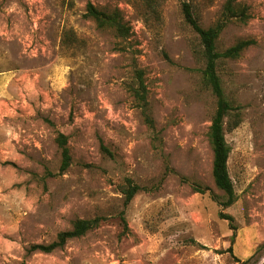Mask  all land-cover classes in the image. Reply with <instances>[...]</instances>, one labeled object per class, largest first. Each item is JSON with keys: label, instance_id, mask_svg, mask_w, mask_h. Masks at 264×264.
Wrapping results in <instances>:
<instances>
[{"label": "rangeland", "instance_id": "obj_1", "mask_svg": "<svg viewBox=\"0 0 264 264\" xmlns=\"http://www.w3.org/2000/svg\"><path fill=\"white\" fill-rule=\"evenodd\" d=\"M183 1L203 28L226 2L154 0L149 14L145 0H0V264H264V0H234L250 19L228 24L217 41L220 51L254 41L217 69L240 114L225 129L236 197L226 209L207 138L216 100ZM88 3L117 8L128 41L84 18ZM135 69L153 130L127 91ZM58 132L71 156L63 173ZM125 179L139 187L127 206ZM97 217V228L63 248L27 253Z\"/></svg>", "mask_w": 264, "mask_h": 264}, {"label": "trees", "instance_id": "obj_2", "mask_svg": "<svg viewBox=\"0 0 264 264\" xmlns=\"http://www.w3.org/2000/svg\"><path fill=\"white\" fill-rule=\"evenodd\" d=\"M145 3L149 14H154L156 11L154 0H145ZM181 15L183 22L196 34L199 40L200 54L204 63L201 80L216 100V109L208 129L207 138L212 151L211 175L213 183L218 190L223 192L224 197L223 201L220 202V206L222 209H226L236 201V197L227 167L230 148L225 140V129L228 131L236 129L240 123V114L238 107L232 106L226 99L217 69L223 61L238 59L243 51L254 44V41L238 40L222 51L217 48V41L228 24L237 23L244 25L250 19V14L246 5L237 3L234 0H226L218 19L208 28H203L200 25L195 6L189 1L181 3ZM83 17L90 19L98 30L110 31L119 41L126 42L132 35L131 27L124 20L117 8L110 10L98 9L91 3H88ZM133 73V81L127 86V91L135 101L137 108L140 109L145 124L153 130V120L149 114L147 88L143 82V72L135 69ZM48 123L50 124V122ZM224 126L226 127L224 128ZM67 141L68 139L64 134L60 132L56 134L55 143L60 152L59 173L65 172L71 165ZM101 151L109 157L111 156L110 152L103 146H101ZM138 190L139 187L134 185L131 180L125 179L121 187L124 206L129 205ZM219 217L229 221V223L232 222V218L226 214L219 213ZM121 219L124 229H126L124 218ZM101 221L102 218L99 217L90 220L77 219L72 223L70 230L58 233L53 242L46 245H31L27 249V253L39 252L50 254L55 250L63 248L68 241L80 238L87 232L97 228ZM230 227L232 231L235 230L234 227ZM234 237L235 234H232L231 244ZM227 252H232L231 248ZM250 259L251 257L241 264L248 263ZM235 261L236 263H240L237 259Z\"/></svg>", "mask_w": 264, "mask_h": 264}]
</instances>
